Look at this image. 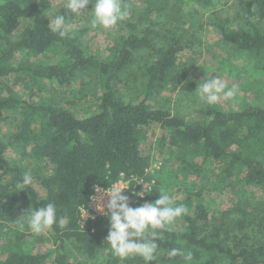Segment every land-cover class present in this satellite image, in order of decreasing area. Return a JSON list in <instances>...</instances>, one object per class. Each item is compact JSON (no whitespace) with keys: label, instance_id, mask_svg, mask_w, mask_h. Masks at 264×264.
<instances>
[{"label":"trees","instance_id":"obj_1","mask_svg":"<svg viewBox=\"0 0 264 264\" xmlns=\"http://www.w3.org/2000/svg\"><path fill=\"white\" fill-rule=\"evenodd\" d=\"M192 1L203 5L211 2ZM251 3L259 20L252 30L232 29L217 17L213 24L226 43L248 52L264 73V0ZM50 6L51 0H0V223L17 226L15 235L3 246L6 249L0 254V264L49 263L51 252L31 253L23 249L26 232L30 230L24 213L47 203H53L58 219L65 221L62 228L54 225L50 230L59 241L52 252L55 264H70L67 241L75 243L87 257L109 251L111 264H122L106 241L107 215L88 217L82 223L83 209L88 207L96 187L106 189L121 177L130 179L146 174L151 157L142 149V138L145 128L152 124L163 129V139L168 143L199 152L203 163L218 162L229 175L243 167L244 183L264 186L263 107L252 105L225 111L208 106L197 119L186 120L150 105L148 99L152 94L177 79L185 31L169 27L158 33L147 27L136 32L137 26L130 24V32L113 46L111 58L100 60L82 47L78 16L71 15L70 10L62 7L58 14H63L73 26L72 33L60 37L48 28L49 19L42 13ZM31 18L33 22L14 38L23 21ZM155 40L160 41L159 46L154 44ZM148 47L153 48L154 56L144 71L145 97L137 103L126 102L116 84L132 68L138 53ZM45 56H54L56 60L46 62L42 58ZM91 72L97 75L103 91L98 111L85 117L63 106L22 98L15 88L26 81L75 86L80 74ZM10 118L17 122L11 135L13 143L30 144L33 156L51 168V173L41 180L45 194L34 184L33 189L18 191L16 187L26 172L7 158L9 144L3 139L2 127ZM124 191L134 208L160 197L157 187L144 199L132 187ZM17 213H21L19 222H15ZM185 220V228L162 231V240L156 239L159 250H165L157 264H264V218L259 223L246 221L255 234L251 230L241 231L248 227L243 215L232 216V212L225 211L216 220L202 204ZM237 227L239 231L235 233ZM172 249L191 252L192 260L186 262L181 255L171 256ZM138 257L131 256L127 264Z\"/></svg>","mask_w":264,"mask_h":264},{"label":"rangeland","instance_id":"obj_2","mask_svg":"<svg viewBox=\"0 0 264 264\" xmlns=\"http://www.w3.org/2000/svg\"><path fill=\"white\" fill-rule=\"evenodd\" d=\"M63 4L64 0H51L49 9H56L58 12ZM121 4L128 15L112 30H106L98 25L93 26L90 22V13L78 15L77 28L81 45L100 60L111 58L113 46L130 32V24L137 26L136 32L147 27L158 33H163L169 27L185 31V48L180 56L177 79L168 87L151 95L148 101L152 107L168 110L186 120L197 119L200 111L208 106H218L225 111L240 110L252 105L264 108L263 71L255 66L253 57L248 52L226 43L222 33L213 24V19L217 17L232 29L252 30L259 24V20L254 13L251 0H211L208 5L192 0H163L161 3H150V0H121ZM93 6L94 0L84 11L90 12ZM44 12L45 10L42 14ZM32 22V18L24 20L21 30L13 37L17 38L22 28ZM154 44L159 46L160 41L155 40ZM152 49L148 47L141 50L127 75L116 84L118 93L126 102L137 103L145 97L144 71L153 60ZM42 58L46 62L56 60L54 56L52 59L47 56ZM208 75L211 77L218 75L228 87L236 85L238 92L234 98L227 101L221 99L215 105L202 103L195 91L201 80L211 78ZM15 88L22 98L32 102L63 106L79 117L89 116L98 111L99 96L103 91L102 83L93 72L80 74L75 86L66 87L48 81L42 83L26 81ZM16 126L17 122L10 118L2 127L3 139L9 144L7 158L11 164L24 168L25 172L31 175L38 191L45 194L41 180L51 173V168L45 161H38L33 156L30 144L13 143L11 135L15 132ZM33 126L37 127V124ZM163 134L164 131L158 124L145 128L142 149L151 157L146 174L130 179L121 177L115 184L132 187L134 191L140 193L144 192L145 183L152 190L157 187L159 196L161 195L159 191L165 190L173 196L176 205L182 204L188 208V214H192L196 206L202 204L216 220L225 211L232 212V216L243 215L245 222L256 220L259 223L264 218V186L244 183L243 167L229 175L224 165L213 160L203 163V157L199 152L172 145L163 139ZM148 193L144 192V197L141 198H146ZM97 195L106 205L108 197L100 192ZM97 205L92 204V207L85 208L82 223L88 217L107 212L106 208L104 212L99 211ZM20 214L15 215L17 218L15 222L21 219ZM186 215L177 218L171 229L185 228ZM15 228L17 226L12 224L4 226L0 223V254L6 249L3 246L8 243V239L15 235ZM247 230L252 231V226L248 224V227L241 229L244 232ZM238 231L237 227L234 232ZM26 233L23 249L31 253L51 252L48 264H55L52 252L59 243L57 236L50 230L42 235H36L31 230ZM66 246L70 264H111L109 251H102L95 257H87L75 243L67 241ZM159 251L158 258L165 250ZM130 257L122 260V264H127ZM138 258L128 264H144L143 259Z\"/></svg>","mask_w":264,"mask_h":264},{"label":"clouds","instance_id":"obj_3","mask_svg":"<svg viewBox=\"0 0 264 264\" xmlns=\"http://www.w3.org/2000/svg\"><path fill=\"white\" fill-rule=\"evenodd\" d=\"M92 2L93 0H64L63 7L70 10L73 16L90 13V22L93 26L98 25L106 30L116 28L128 15L121 0H94L92 10L84 11ZM44 15L49 19L47 25L53 33H57L60 37L72 33L73 26L67 22L63 14H58L56 9L45 10ZM195 92L202 103L215 105L221 99L225 101L233 99L238 87L236 85L228 87L227 83L217 75L201 80ZM32 184L31 175L25 173L16 187L21 191L32 188ZM144 186V192L152 191L145 183ZM128 188L117 184L110 185L104 190V195L108 197L107 204L101 202L97 205L101 212L107 209L105 214L109 220V234L106 241L113 255L121 260L135 255L141 257L144 264H152L160 255L156 239L162 240L161 232L170 231L177 218L188 214L189 210L185 205H176L173 196L165 190L159 191L161 195L155 202H145L134 208L130 206L129 196L124 191ZM144 192L137 195L143 196ZM24 214L28 228L36 235L47 233L54 225L62 228L65 223L63 218L58 219L53 203H47L38 210L32 208ZM21 226L23 227V224ZM170 255H181L186 262L192 260L191 252L185 254L179 249H172Z\"/></svg>","mask_w":264,"mask_h":264},{"label":"built area","instance_id":"obj_4","mask_svg":"<svg viewBox=\"0 0 264 264\" xmlns=\"http://www.w3.org/2000/svg\"><path fill=\"white\" fill-rule=\"evenodd\" d=\"M115 184V183H114ZM107 189V188H106ZM104 188H101V187H96V189H95V192H94V194L92 195V197H91V200H90V202H89V207H92V204H98V203H101V199L98 197V193L100 192V194H102L103 196H105L104 195ZM141 197H144V195L143 196H141ZM144 199V198H143ZM84 210H86L85 208L83 209V211ZM97 216V215H96ZM92 217H95V216H92Z\"/></svg>","mask_w":264,"mask_h":264}]
</instances>
